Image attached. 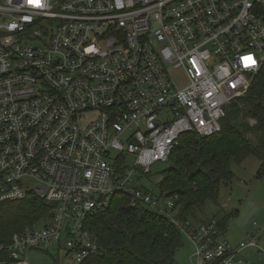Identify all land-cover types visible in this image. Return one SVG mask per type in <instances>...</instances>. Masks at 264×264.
Listing matches in <instances>:
<instances>
[{
	"label": "built area",
	"instance_id": "built-area-1",
	"mask_svg": "<svg viewBox=\"0 0 264 264\" xmlns=\"http://www.w3.org/2000/svg\"><path fill=\"white\" fill-rule=\"evenodd\" d=\"M263 63L264 0H0V205L49 204L8 242L0 233V264L35 250L80 263L97 251L87 215L116 192L170 211L176 197L138 179L182 134L218 132ZM253 227L237 246L215 219L181 230L198 264L244 250L264 264V222Z\"/></svg>",
	"mask_w": 264,
	"mask_h": 264
},
{
	"label": "trees",
	"instance_id": "trees-1",
	"mask_svg": "<svg viewBox=\"0 0 264 264\" xmlns=\"http://www.w3.org/2000/svg\"><path fill=\"white\" fill-rule=\"evenodd\" d=\"M247 156L260 161L257 176L263 174L264 64L245 94L226 106L218 132L209 136L188 132L178 138L166 161L167 167L161 170L155 184L160 198L176 197L174 207L158 212L142 204L133 205L126 192L112 194L103 208L87 215L86 227L97 251L77 264H174V253L183 242L181 227H192L186 224L188 217L194 218L207 202L216 201L221 182L227 183L233 177L231 161ZM142 179H138L139 186L146 189ZM48 209V203L33 195L1 203L0 233L8 242L13 233L48 216ZM227 217L217 220L222 232L226 230ZM239 242L229 243L237 246ZM41 252L50 254L48 264H65L62 252ZM247 252L241 251L242 262L238 264L252 262L251 253Z\"/></svg>",
	"mask_w": 264,
	"mask_h": 264
},
{
	"label": "rangeland",
	"instance_id": "rangeland-1",
	"mask_svg": "<svg viewBox=\"0 0 264 264\" xmlns=\"http://www.w3.org/2000/svg\"><path fill=\"white\" fill-rule=\"evenodd\" d=\"M173 76L178 84L186 83L182 71L173 72ZM166 167L165 161L155 162L150 174L143 176V187L156 193L155 184L159 180V173ZM259 167L260 161L253 156H247L241 161H231V180L227 183L221 182L216 201L207 202L200 211H196L194 218L188 217L186 224L197 227L202 221L228 216V228L220 235L219 240L225 239L233 244L245 239L248 232L255 230L253 222L258 225L264 222V173L257 176ZM181 233L183 242L174 253V264H198L193 256L192 243ZM251 255L252 258L256 257L254 253ZM27 258L30 264H48L50 254L35 250Z\"/></svg>",
	"mask_w": 264,
	"mask_h": 264
},
{
	"label": "crops",
	"instance_id": "crops-1",
	"mask_svg": "<svg viewBox=\"0 0 264 264\" xmlns=\"http://www.w3.org/2000/svg\"><path fill=\"white\" fill-rule=\"evenodd\" d=\"M258 261V259L255 257V258H252V262L250 264H253L254 262ZM263 261V260H262Z\"/></svg>",
	"mask_w": 264,
	"mask_h": 264
},
{
	"label": "snow or ice",
	"instance_id": "snow-or-ice-1",
	"mask_svg": "<svg viewBox=\"0 0 264 264\" xmlns=\"http://www.w3.org/2000/svg\"><path fill=\"white\" fill-rule=\"evenodd\" d=\"M247 59V58H246Z\"/></svg>",
	"mask_w": 264,
	"mask_h": 264
}]
</instances>
